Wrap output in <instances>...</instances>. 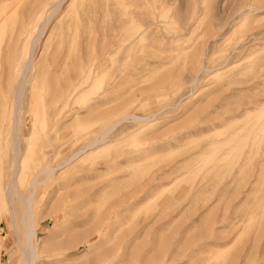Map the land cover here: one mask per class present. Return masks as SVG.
<instances>
[{
  "label": "rangeland",
  "instance_id": "374dc122",
  "mask_svg": "<svg viewBox=\"0 0 264 264\" xmlns=\"http://www.w3.org/2000/svg\"><path fill=\"white\" fill-rule=\"evenodd\" d=\"M0 18V264H264V0Z\"/></svg>",
  "mask_w": 264,
  "mask_h": 264
},
{
  "label": "bare ground",
  "instance_id": "6f19581e",
  "mask_svg": "<svg viewBox=\"0 0 264 264\" xmlns=\"http://www.w3.org/2000/svg\"><path fill=\"white\" fill-rule=\"evenodd\" d=\"M61 1H63V0H61ZM158 1H160V0H158ZM157 0H153V2L155 3V2H158ZM143 3V2H142ZM140 4V3H139ZM58 5V6H57ZM57 5H56V9H55V11L57 10V9H59V4L57 3ZM55 6V5H54ZM149 6V5H148ZM47 7V6H46ZM130 7V6H129ZM131 12L130 13H128L127 14V16H128V24H129V27L130 26H132L133 27V25H134V23H135V17H138L139 16V24H138V27H137V29L136 30H134L133 28H131L130 30H131V32H133V34L136 32V36L138 35V36H140L141 34H142V26H144L145 25V21H144V18L145 17H142V16H140V11H141V9H140V7L139 8H137L136 7V4L134 5V4H132L131 5ZM146 8V7H145ZM49 9V8H48ZM45 11H47V10H45ZM46 13V12H45ZM57 13V12H56ZM141 13H144V12H141ZM146 14V13H145ZM144 14V16H146ZM148 14V13H147ZM4 15V14H3ZM54 15V14H53ZM143 15V14H142ZM150 16V15H149ZM152 16V15H151ZM150 16V17H151ZM3 17V16H2ZM42 18V17H41ZM148 18V17H147ZM0 20H1V18H0ZM2 20H3V18H2ZM41 20V19H40ZM48 20V19H47ZM43 24H45V22L43 21ZM41 25V26H44V25ZM32 25V24H31ZM154 25V24H153ZM159 25V24H158ZM157 25V26H158ZM41 26H40V28H41ZM35 29V28H34ZM43 29V28H42ZM39 31H40V29H39ZM36 32V31H35ZM33 33V32H32ZM139 33V34H138ZM36 36H38V35H36ZM26 38H27V36H26ZM39 41V40H38ZM28 42V40L26 41V43ZM31 46V45H30ZM30 49H31V47H30ZM29 49V50H30ZM25 47H23V50L18 54V57H17V60H18V62L24 57V53H25ZM32 50V49H31ZM43 52V51H42ZM30 54H31V52H29ZM45 53V52H44ZM29 54V56H32V55H30ZM42 54V53H41ZM41 56V55H40ZM9 58V57H8ZM31 58V57H30ZM32 59V58H31ZM30 59L28 58V64H26V66L24 67L25 69H23L24 70V72H22L21 71V73H25L26 74V72H28V69H29V67L31 66V60L29 61ZM23 62V61H22ZM5 63H7V62H5ZM52 63V62H51ZM21 64V63H20ZM8 65V64H7ZM15 65V64H14ZM89 66V65H88ZM36 68V67H35ZM91 68H92V64L89 66V67H87V69H90L91 70ZM19 69V68H18ZM30 69H31V71H33V68H32V66L30 67ZM29 69V70H30ZM40 69H42V68H40ZM40 71V70H39ZM28 74V73H27ZM54 74V73H53ZM71 74V73H70ZM73 74H75V73H73ZM73 74H71V75H73ZM31 75V74H30ZM34 75V74H33ZM76 76V75H75ZM25 77H26V75H25ZM24 77V78H25ZM30 77V76H29ZM31 78H32V76H31ZM73 78H75L74 76H73ZM23 82H25V81H23ZM66 83V82H65ZM65 83H63V84H65ZM20 84V83H19ZM67 84V83H66ZM58 85V84H57ZM62 85V84H61ZM6 86V85H5ZM18 86V89H16L17 90V93L14 95L15 97H18V101H16V105H15V107H14V105H13V112L12 113H10L9 111H4L3 112V114H2V116H1V120H10V117H12L13 118V122L15 121V118H14V116L16 117V115H14V113L15 114H17L16 112H14V111H17L16 109L14 110V108H20V99H19V97H20V95H22L23 94V86L21 85V88H20V86L19 85H17ZM25 86V85H24ZM64 86H66V85H64ZM63 86V87H64ZM78 88V86L77 85H74V87L73 86H69L68 88H67V90H66V92L65 93H63V95L65 94V96H64V102H69L70 100H71V97L72 96H74V94L76 93V89ZM65 88V87H64ZM25 89V88H24ZM63 89V88H62ZM66 89V88H65ZM6 90H7V87H6ZM14 90V89H13ZM59 90V89H58ZM55 93V92H54ZM3 101H4V103H5V105L9 102L8 100H9V93H8V90L6 91V93H4V97H3ZM11 114V115H10ZM12 122V123H13ZM13 125V124H12ZM16 126V125H15ZM13 127H14V125H13ZM12 127V128H13ZM112 128V127H111ZM16 129L14 128V131H15ZM110 130V129H109ZM17 131V130H16ZM15 131V132H16ZM9 134H10V132H8ZM11 133H12V135L14 136V132H12L11 131ZM17 133V132H16ZM15 133V134H16ZM109 133V132H108ZM104 137H105V135H104ZM103 136H102V138H104ZM101 138V139H102ZM101 139H98V141L99 140H101ZM17 140V139H16ZM97 140V139H96ZM13 142H14V140H13ZM95 142V141H94ZM99 142H101V141H99ZM93 144V143H92ZM94 144H96V142L94 143ZM98 144V143H97ZM89 146V145H88ZM16 147V149L18 148L17 146H15ZM90 147V146H89ZM14 148V147H13ZM16 152V151H15ZM16 154V153H15ZM18 155V154H17ZM12 184H14V182L12 183ZM12 186V185H11ZM30 202H31V200H30ZM29 202V203H30ZM26 205V204H25ZM29 206V205H28ZM29 207H31V206H29ZM29 209V208H28ZM30 213V212H29ZM28 213V214H29ZM30 215V214H29ZM31 216V215H30ZM31 226H33V225H31ZM30 228H33V227H30ZM33 230V229H32ZM31 230V231H32ZM29 232H30V230H29ZM32 232H30V233H28L27 235H29V234H31ZM26 235V236H27ZM32 236V235H31ZM29 237V236H28ZM28 237H26V238H28ZM25 240V239H24ZM27 240V239H26ZM28 241V240H27ZM26 254V253H25ZM31 254V253H30ZM31 257V256H30ZM30 263V262H29Z\"/></svg>",
  "mask_w": 264,
  "mask_h": 264
}]
</instances>
